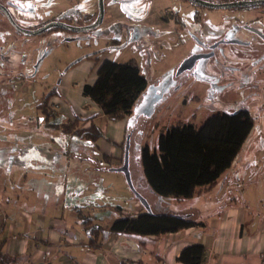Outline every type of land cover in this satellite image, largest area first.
Returning a JSON list of instances; mask_svg holds the SVG:
<instances>
[{
	"label": "crops",
	"instance_id": "crops-1",
	"mask_svg": "<svg viewBox=\"0 0 264 264\" xmlns=\"http://www.w3.org/2000/svg\"><path fill=\"white\" fill-rule=\"evenodd\" d=\"M80 1L83 0H0L9 7L18 24L29 28L72 17L74 12L91 14L98 0H86V10H76ZM110 1L105 15L111 8L118 17H126L118 0ZM153 1L167 25L171 23L167 18L173 17V9H181L178 0ZM182 7L190 8L183 4ZM166 9L168 17L161 16ZM254 10L264 12V7ZM201 14L198 11L196 16ZM2 32L17 39L20 36L0 10ZM1 34L0 47L5 44ZM83 61L86 63L77 69L72 64L64 71L54 84L57 88L50 92V103L53 108L57 105L58 113L66 114L68 120L76 114L87 117L97 113L94 121L105 136L95 141L98 152L92 156L67 150V154L38 157L31 150H21L0 160V249L4 258L0 264H187L178 257L185 247L197 243L205 247L201 264H264V202L261 200L264 196L259 187L262 182L257 169L251 166L252 159L240 155L216 185L181 201L155 194L140 170L134 183L150 203L152 212L184 215L196 224L158 235L102 232L95 245L89 244L83 214L94 216L95 222L108 229L117 218L148 209L124 188L121 177L105 173L112 174L115 171L109 168L120 165L119 145L124 141L128 124L134 120L135 107L132 114L120 120H110L104 115L100 106L83 91L85 84L96 81L98 64L92 66L90 61ZM89 124L90 120L84 125ZM249 171L255 173L253 177L232 189L240 184L236 174L243 176ZM114 180L121 186L115 189L103 183ZM94 202L95 205H89ZM115 210L117 214L113 213Z\"/></svg>",
	"mask_w": 264,
	"mask_h": 264
},
{
	"label": "rangeland",
	"instance_id": "rangeland-1",
	"mask_svg": "<svg viewBox=\"0 0 264 264\" xmlns=\"http://www.w3.org/2000/svg\"><path fill=\"white\" fill-rule=\"evenodd\" d=\"M178 1L181 9L175 7L172 18L168 17L167 9L161 13L168 17L169 25L159 17V6H154L153 0H118L126 17H118L108 8L110 13L107 11L102 24L90 30L73 32L55 28L35 35L18 32V39L0 33L5 43L0 47V160L21 150H31L38 157L67 154V150L96 155L95 141L52 127L68 121L66 114L58 113L57 105L53 108L49 99L48 115L40 103L57 88L54 84L72 64L77 69L86 63L83 60L90 61L92 66H99L103 58L119 62L135 60L149 85L137 105L135 125L132 120L128 127L132 128L128 132L131 142L148 143L153 148L160 133L179 120L199 126L215 111L247 108L256 121L239 157L252 159L251 166L257 169L264 196V12L255 8H208L187 0ZM110 2L105 0V6ZM181 3L190 8L182 7ZM76 4V10H86L88 2ZM194 8L203 13L199 18H195ZM97 14L96 6L91 14L74 12L72 17H62V20L85 25L95 20ZM67 37L74 40L65 41ZM223 39L228 41L218 46L215 56L200 58L193 68L177 73L190 50L208 52L209 44ZM207 84L214 90L208 88V92ZM130 150L136 154L134 146ZM122 155L124 148L120 165ZM137 168L134 165L136 174ZM105 173L121 177L124 188L133 193L124 173ZM254 174L252 171L243 176L237 173L240 184L232 189ZM103 183L115 189L121 186L116 180Z\"/></svg>",
	"mask_w": 264,
	"mask_h": 264
},
{
	"label": "trees",
	"instance_id": "trees-1",
	"mask_svg": "<svg viewBox=\"0 0 264 264\" xmlns=\"http://www.w3.org/2000/svg\"><path fill=\"white\" fill-rule=\"evenodd\" d=\"M261 7L264 5L244 8ZM53 29L55 28L46 32ZM95 59L97 60L98 57ZM148 85V78L141 73L135 60L119 62L105 58L99 63L96 81L93 84H85L83 91L100 106L104 115L116 121L132 114ZM51 95L52 93H49L44 96L40 103L43 111L48 115L50 113L47 112V104ZM97 116V113L87 117L76 114L74 119L55 123L53 126L81 139L96 141L105 136L101 127L94 121ZM89 120L90 124L85 126V122ZM255 121V116L243 108L233 112L215 111L199 126L179 120L165 132L160 133L153 148L145 143L138 144V147L134 148L135 155L130 150L133 182L137 177L134 165H137L148 187L161 197L181 201L203 190H209L234 164L252 132ZM129 125L126 135L132 129L128 128ZM124 143L125 141L119 145L122 150ZM132 147L133 145L131 149ZM94 218V216L82 215L90 245H95L97 237L102 232L138 236L158 235L196 224L194 220L184 215L152 211L123 215L108 229L95 222ZM204 253V245L197 243L185 247L178 259L187 264H201ZM3 260V252L0 249V263Z\"/></svg>",
	"mask_w": 264,
	"mask_h": 264
},
{
	"label": "water",
	"instance_id": "water-1",
	"mask_svg": "<svg viewBox=\"0 0 264 264\" xmlns=\"http://www.w3.org/2000/svg\"><path fill=\"white\" fill-rule=\"evenodd\" d=\"M189 2H192L198 6L202 7H208V8H216V9H229V8H244V7H250L255 5H264V0H225V1H213V0H187ZM98 6V14L95 20L92 22L85 24V25H78V24H72L65 20L60 19H54L45 22L41 26H38L34 29L32 28H25L22 27L20 24L17 23V21L14 19L9 7L0 2V10L5 13V15L8 17L9 21L12 23V25L21 33L25 35H35V34H41L46 32L48 29L51 28H62L65 30L73 31V32H81L84 30H90L93 28L98 27L102 22L104 21L106 6H105V0H98L97 1ZM74 38L67 37L66 40H73ZM202 56H208V54H200L195 53L187 58H185L181 64L178 67L177 73H181L185 69L191 67L196 59ZM145 94V93H144ZM144 94L142 98L144 97ZM142 98L139 100V102L135 106V113H134V120L132 123L135 124V117L138 114L137 113V105L140 103ZM130 145H131V133H128L126 135L125 140V146H124V156H123V163L119 166L110 167L109 169L112 171H118L125 174L126 179L128 181L129 186L131 187L133 193L135 196L145 205V207L148 209V211H151V206L148 200L136 189L131 170H130Z\"/></svg>",
	"mask_w": 264,
	"mask_h": 264
},
{
	"label": "flooded vegetation",
	"instance_id": "flooded-vegetation-1",
	"mask_svg": "<svg viewBox=\"0 0 264 264\" xmlns=\"http://www.w3.org/2000/svg\"><path fill=\"white\" fill-rule=\"evenodd\" d=\"M194 4V3H193ZM196 5V4H195ZM234 9H236V8H234ZM196 14H198V11H195L194 12V16H195V18H199V17H197L196 16ZM251 29V28H250ZM251 30H253V31H255L254 29H251ZM257 32V31H256ZM228 40L227 39H223V40H220V41H218L217 43H215L214 45H211V44H209V46H210V50L208 51V52H201V51H196V50H191L189 53V55L188 56H190V55H192V54H197V53H202V54H208V56H215V53H216V49L218 48V46H220V45H222V44H224V43H226ZM208 56H202V57H199L198 59H200V58H204V57H208ZM198 59H196V61H195V63L191 66V67H189L190 69L191 68H193L194 66H195V64L197 63V61H198ZM188 69V68H187ZM186 70V69H185ZM184 70V71H185ZM183 72V71H182ZM208 88L210 89L209 91H212V90H214V88H212V86L211 85H209V84H207V91H208ZM208 91V92H209ZM240 109H242V108H240ZM243 109H247V108H243ZM239 110V109H238ZM248 110V109H247ZM235 111H237V110H235ZM134 146V148L136 149V147H138V143L137 142H135L134 144H133V142H131V146ZM130 149H131V147H130ZM138 180V179H137ZM138 184H139V182H138Z\"/></svg>",
	"mask_w": 264,
	"mask_h": 264
}]
</instances>
